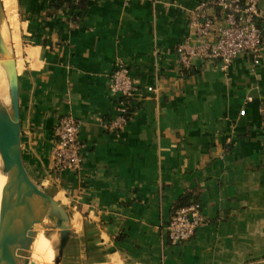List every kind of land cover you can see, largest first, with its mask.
<instances>
[{
    "label": "crops",
    "instance_id": "obj_1",
    "mask_svg": "<svg viewBox=\"0 0 264 264\" xmlns=\"http://www.w3.org/2000/svg\"><path fill=\"white\" fill-rule=\"evenodd\" d=\"M202 1L1 0L23 162L71 220L61 264H264V43L258 68L245 54L226 70L202 59L182 70L178 46ZM119 60L139 91L131 120L112 132ZM66 114L81 124L83 162L55 172ZM186 196L208 223L172 246L167 227Z\"/></svg>",
    "mask_w": 264,
    "mask_h": 264
},
{
    "label": "built area",
    "instance_id": "obj_2",
    "mask_svg": "<svg viewBox=\"0 0 264 264\" xmlns=\"http://www.w3.org/2000/svg\"><path fill=\"white\" fill-rule=\"evenodd\" d=\"M210 9L218 10L221 18L210 16ZM190 28L192 38L178 46L182 70L190 69L197 59L219 61L221 69L226 70L245 54L252 57L255 68L261 65L264 43L262 0H204L191 14ZM148 89L156 91L154 87ZM110 90L118 97V109L107 128L117 132L123 130L131 120L135 96L139 91L131 69L124 60H119L116 65ZM245 113V110L241 111V115ZM80 132L81 124L73 115L66 114L60 119L52 153L55 172L77 170L82 166L84 145L80 140ZM207 223L198 201L175 208L167 227L170 244L179 246L190 242Z\"/></svg>",
    "mask_w": 264,
    "mask_h": 264
},
{
    "label": "water",
    "instance_id": "obj_3",
    "mask_svg": "<svg viewBox=\"0 0 264 264\" xmlns=\"http://www.w3.org/2000/svg\"><path fill=\"white\" fill-rule=\"evenodd\" d=\"M5 20L0 0V67L9 97L6 104L0 101V159L5 177L0 264H36L34 244L41 233L52 242L53 263L61 264L71 236V220L65 208L33 181L23 162L19 76L12 41L4 35Z\"/></svg>",
    "mask_w": 264,
    "mask_h": 264
},
{
    "label": "bare ground",
    "instance_id": "obj_4",
    "mask_svg": "<svg viewBox=\"0 0 264 264\" xmlns=\"http://www.w3.org/2000/svg\"><path fill=\"white\" fill-rule=\"evenodd\" d=\"M5 11V10H4ZM6 20L4 26V35L10 37L12 41L11 29L5 12ZM9 97L7 93V82L5 75L0 67V101L3 103H8ZM5 182V177L2 171V160L0 159V205L3 201L2 188ZM33 254L35 257L36 264H54V249L52 248V242L49 241L43 233L37 238L36 243L34 244Z\"/></svg>",
    "mask_w": 264,
    "mask_h": 264
},
{
    "label": "trees",
    "instance_id": "obj_5",
    "mask_svg": "<svg viewBox=\"0 0 264 264\" xmlns=\"http://www.w3.org/2000/svg\"><path fill=\"white\" fill-rule=\"evenodd\" d=\"M72 4H73V7H76V6H82V5H85V0H69ZM78 1V3L75 4V2ZM134 113V108L132 109V114L131 116L133 115ZM189 197L186 196L184 198L181 199V202L179 205H177L176 208H180V207H184V206H188L189 205Z\"/></svg>",
    "mask_w": 264,
    "mask_h": 264
},
{
    "label": "rangeland",
    "instance_id": "obj_6",
    "mask_svg": "<svg viewBox=\"0 0 264 264\" xmlns=\"http://www.w3.org/2000/svg\"><path fill=\"white\" fill-rule=\"evenodd\" d=\"M6 37V39H9L7 36H5ZM8 41V40H7Z\"/></svg>",
    "mask_w": 264,
    "mask_h": 264
}]
</instances>
